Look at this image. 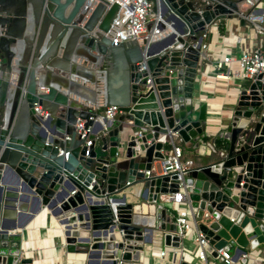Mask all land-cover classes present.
<instances>
[{
    "label": "water",
    "instance_id": "95a60500",
    "mask_svg": "<svg viewBox=\"0 0 264 264\" xmlns=\"http://www.w3.org/2000/svg\"><path fill=\"white\" fill-rule=\"evenodd\" d=\"M150 1L155 28L170 30L114 45L93 32L107 29L115 4L0 0V264L29 261L20 257V231L43 208L63 225V250L84 255L80 264H138L154 226L165 246L179 248L169 207L157 199L177 192L179 182L211 257L229 244V264L244 263L264 243V74L238 91L228 123L211 141L203 140L206 106L193 100L199 33L224 17L242 26L241 0ZM106 106L118 107V115H100ZM77 119L90 127L83 138ZM177 142L205 145L215 158L191 162L178 180L177 171L163 172L167 147ZM138 184L144 202H128L125 190Z\"/></svg>",
    "mask_w": 264,
    "mask_h": 264
},
{
    "label": "crops",
    "instance_id": "0c3cea01",
    "mask_svg": "<svg viewBox=\"0 0 264 264\" xmlns=\"http://www.w3.org/2000/svg\"><path fill=\"white\" fill-rule=\"evenodd\" d=\"M69 5L66 9L70 8ZM264 25V21H263ZM168 28L163 30L161 34L168 32ZM204 32L206 36L202 38L201 43L208 45L209 50H212L214 54L226 53L231 51L237 56L241 43L238 41V37H243L248 31L244 24L241 26L236 23L235 18H218L214 20L210 26L206 27ZM160 33V32H159ZM200 34V33H199ZM249 34V33H248ZM250 35V34H249ZM159 37V36H157ZM78 60V58H75ZM81 62V61H78ZM210 60L202 59L200 62V70L196 74V78L193 84V100L197 105L205 104L206 106V124L205 135L203 140L211 141L214 135L218 132V129L224 127L229 120L230 114L234 108L238 91L245 85L246 81L229 77L228 79L215 78V72L209 65ZM85 66L89 67L87 63ZM52 72H55L52 70ZM76 81L84 85L88 89L96 87L94 84L77 78ZM239 85V87H238ZM98 89L101 87V81L96 84ZM64 91L63 89H61ZM72 97V95H70ZM97 104L102 103L100 95H97ZM102 115V110L99 112ZM118 113L115 115L117 116ZM97 125H94V129ZM129 129V128H128ZM130 132L129 130L127 131ZM126 133L122 138L127 137ZM222 143V142H221ZM175 145L181 149L182 160H187L192 163H205L213 160L215 157L211 154L210 149L205 145H200L198 149L193 148V142L180 143ZM167 152L170 146L167 147ZM155 172H159V164L157 161H153ZM6 179L12 180V176L8 174ZM126 200L131 203H142L138 196L140 193V185H134L125 190ZM121 194H117L120 196ZM28 208L33 206L34 200L30 196L26 199ZM148 207V205H144ZM148 212L146 215L148 216ZM150 219V217H148ZM158 221L155 220V225ZM58 221L54 220L51 213L43 208L42 211L36 215L21 231V236L27 242L29 246L28 256L32 259L33 264H78L84 260V255L81 254H69L61 249L63 244V229ZM193 230L189 236L182 241L183 250L191 257V262L186 264H205L195 257L196 245L193 242ZM151 240L146 242L142 249L139 251L138 264H180L178 263L180 254L173 252L170 246L163 244L162 235L160 231L152 228V234H150ZM164 251L161 255L160 252ZM172 251V252H171ZM230 260H233L232 247L230 248ZM248 255L252 256L253 264H260L264 261V243L259 244L255 249L249 250ZM238 262V261H236Z\"/></svg>",
    "mask_w": 264,
    "mask_h": 264
},
{
    "label": "built area",
    "instance_id": "2783aa9c",
    "mask_svg": "<svg viewBox=\"0 0 264 264\" xmlns=\"http://www.w3.org/2000/svg\"><path fill=\"white\" fill-rule=\"evenodd\" d=\"M105 6V10L111 5L115 4L117 10L115 16L109 23L105 31L97 30L93 32L94 36L97 33L108 38L111 44H117L128 40L140 41L145 36H151L152 39L161 37L164 34L158 32L156 23L158 21V13L154 8V3L150 0H99ZM239 9L242 12L240 16L244 19V27L248 31L243 37H238L241 43L238 56L231 51L226 53L214 54L209 50L208 45L201 43V52L203 59L210 60L209 65L215 72V78L228 79L234 77L241 81H250L258 74H264V0H241ZM236 23L238 24V18ZM151 25L154 29V35L147 30V25ZM210 26V25H209ZM205 30V29H204ZM204 30L200 33L204 38L206 33ZM163 32V31H162ZM166 33V32H165ZM250 35H249V34ZM159 36V37H157ZM4 66L2 63V56L0 53V78L3 77ZM148 81V80H147ZM239 87V85H238ZM34 110L40 115L44 116L45 113L40 111L39 107L34 105ZM119 112L116 106H106L102 109V116L106 119H112ZM76 134L83 138L90 131V127L83 129L82 121L77 119L74 125ZM143 129L137 131L140 135ZM91 140H85V145L89 146ZM87 155V151H85ZM191 165L190 161L182 160L181 149L177 145H171L169 151L163 159V172L170 173L177 171V179H180L181 173ZM158 201L169 207L168 213L174 224L173 235L177 236L180 240V247H170L173 252L180 254V261L190 263L191 257L183 250L182 241L195 230L193 235V242L196 245L195 257L204 262L205 264H229L230 263V248L229 244L216 250L217 256L215 258L210 256L206 250L208 246L207 239L194 227L191 213L187 208L182 195L181 182L178 183V191L171 194L158 195ZM24 241L25 249L20 253V257L29 259L25 264H33L32 259L28 256L27 242ZM63 250V245H60ZM171 251V252H172ZM161 255L164 251L160 252ZM220 257L221 261L218 262L217 258ZM245 262H236L234 264H253L252 256L248 254L245 256ZM82 260L81 262H83ZM80 264V262L78 263ZM260 264H264V261Z\"/></svg>",
    "mask_w": 264,
    "mask_h": 264
},
{
    "label": "bare ground",
    "instance_id": "6f19581e",
    "mask_svg": "<svg viewBox=\"0 0 264 264\" xmlns=\"http://www.w3.org/2000/svg\"><path fill=\"white\" fill-rule=\"evenodd\" d=\"M167 28H168V30H170V26H167ZM154 29H156V28H154ZM153 29V30H154ZM166 29V28H165ZM165 29H164V31H165ZM172 29V28H171ZM163 31V30H162ZM162 31H160L159 29H158V32H162ZM153 33V32H152ZM13 88H14V86H13V84H10L9 85V87H8V90H9V94H11V92L13 91ZM42 211V210H41Z\"/></svg>",
    "mask_w": 264,
    "mask_h": 264
},
{
    "label": "rangeland",
    "instance_id": "374dc122",
    "mask_svg": "<svg viewBox=\"0 0 264 264\" xmlns=\"http://www.w3.org/2000/svg\"><path fill=\"white\" fill-rule=\"evenodd\" d=\"M239 54H237V56H238Z\"/></svg>",
    "mask_w": 264,
    "mask_h": 264
}]
</instances>
